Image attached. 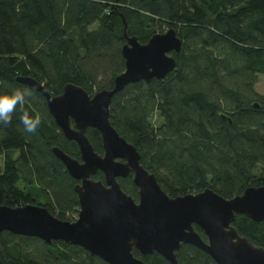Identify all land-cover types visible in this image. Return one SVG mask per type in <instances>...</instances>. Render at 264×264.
Wrapping results in <instances>:
<instances>
[{
	"label": "trees",
	"instance_id": "16d2710c",
	"mask_svg": "<svg viewBox=\"0 0 264 264\" xmlns=\"http://www.w3.org/2000/svg\"><path fill=\"white\" fill-rule=\"evenodd\" d=\"M122 16L128 36L142 44L164 27L183 41L171 74L125 87L110 105L114 128L138 149L165 193L210 188L231 199L264 186V97L256 92L264 76V0H0V95L29 89L24 111L42 121L34 134L26 132L18 107L10 124L0 123V206L33 204L60 220L77 219L79 182L52 149L80 160L79 148L56 125L44 96L17 78H33L55 96L67 83L91 95L112 88L125 70ZM102 76L110 77L108 86L95 88ZM86 134L103 154L100 133ZM92 178L104 181L100 172ZM119 183L138 201L132 175ZM233 225L264 248V222L238 215ZM133 254L145 264H170L156 252L134 248ZM176 256L180 264H216L192 245L183 244ZM0 264L107 263L79 246L3 232Z\"/></svg>",
	"mask_w": 264,
	"mask_h": 264
},
{
	"label": "water",
	"instance_id": "95a60500",
	"mask_svg": "<svg viewBox=\"0 0 264 264\" xmlns=\"http://www.w3.org/2000/svg\"><path fill=\"white\" fill-rule=\"evenodd\" d=\"M122 21L127 41L121 50L125 70L114 78L112 88L91 95L67 83L62 94L55 96L33 78H17L44 96L56 125L79 148L80 160L58 147L52 149L79 182L75 186L79 210L77 219L70 222L38 205H1L0 234L37 238L49 245L61 241L79 246L107 264H145L134 256V248L142 255L156 252L170 264H180L176 253L183 244L203 251L216 264H264V248L241 236L233 225L238 215L255 223L264 222V186L249 187L231 199L210 188L171 197L141 164L138 149L114 128L110 118L112 98L131 84L166 78L177 67L173 54L180 53L183 45L174 28L154 34L142 44L137 37L128 36L124 16ZM88 129L100 133L103 154L95 151L86 134ZM99 172L104 181L92 178ZM130 175L138 188V201L119 183ZM195 226L201 228L206 239Z\"/></svg>",
	"mask_w": 264,
	"mask_h": 264
},
{
	"label": "clouds",
	"instance_id": "9594fccd",
	"mask_svg": "<svg viewBox=\"0 0 264 264\" xmlns=\"http://www.w3.org/2000/svg\"><path fill=\"white\" fill-rule=\"evenodd\" d=\"M32 92L27 88H17L12 93L0 95V123L8 125L12 121L13 114L19 107L23 113L21 116V123L24 125V130L28 133H35L41 124V117L39 113L31 118L27 111H24L26 98L30 97Z\"/></svg>",
	"mask_w": 264,
	"mask_h": 264
},
{
	"label": "rangeland",
	"instance_id": "374dc122",
	"mask_svg": "<svg viewBox=\"0 0 264 264\" xmlns=\"http://www.w3.org/2000/svg\"><path fill=\"white\" fill-rule=\"evenodd\" d=\"M168 29H169V28H165V27H164V32L167 31ZM164 32H163V33H164ZM109 78H110V77H108V76L98 77V79L96 80V84H97V85H95L94 87H95V88H98L99 86H101V87L108 86ZM256 92H257L259 95H261V96L264 97V76H263V75H260V76H259V81H258V84L256 85ZM3 163H4V162H3V159L0 158V170L3 169ZM19 187L24 189V185H23V184H19ZM36 199H37L38 201H41V202L44 200V198H43V196H42L41 194H39V195L36 197Z\"/></svg>",
	"mask_w": 264,
	"mask_h": 264
}]
</instances>
